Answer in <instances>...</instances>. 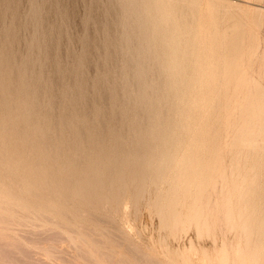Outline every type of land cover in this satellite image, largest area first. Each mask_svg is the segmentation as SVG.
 <instances>
[{
	"label": "bare ground",
	"instance_id": "bare-ground-1",
	"mask_svg": "<svg viewBox=\"0 0 264 264\" xmlns=\"http://www.w3.org/2000/svg\"><path fill=\"white\" fill-rule=\"evenodd\" d=\"M27 1H29L27 3L30 4L31 8L27 7L29 9L27 12L29 17H26L24 22L29 21L27 23L33 25V28L36 29L37 27L35 28V26H39V22L43 23V17L46 18V16L48 17L50 14V11H48L49 7L47 8L48 5L45 3L47 2L46 0L43 4L47 6L45 7L44 5L42 7H45L44 10L47 9L46 11H43L40 7L42 6L40 4L41 0ZM95 1H97L95 5L97 7L92 5V3H94L93 0L91 7L88 8L91 9L89 10L91 12L86 10V14L89 13L92 16L93 12V18L95 16V19H101L100 14L102 12L100 9H103L102 16H106L104 21L107 19V22L105 21L106 24L103 26H105L107 30L113 29L115 34H113L114 40L110 41L111 39L108 37V40L102 39L103 41L100 42L104 44V42L109 41L107 46L102 47H108V45L111 44V48H113V46L114 48H119V51L115 50L118 53L120 52L119 54H121V56L118 53L114 55L116 56L118 54L120 60L118 56H114L115 59L113 55L111 57L114 60L117 58L120 61L119 63L118 60H116L119 63V67L121 66L122 72L117 73V80L112 83V80L109 81L107 77L103 75L108 68H103V70H105L104 73L101 70L102 68H96L97 70L93 71L95 73L97 71L100 72L99 74L97 72L98 75H95L97 77L95 78L97 79V88L99 87L100 90L102 89L101 91L104 90L105 94L108 96L109 94L111 96L114 94V101H110L111 103L108 101L109 104H112V107L109 105L111 107V116H109L111 120L109 119V121L106 117L108 112L106 116L104 115L105 107L103 106L108 104L106 103L103 105L105 102L103 100V106L98 100L101 105L98 104L99 107H103L104 110L99 108L102 112H96V115L99 116L97 120L96 117L92 119L94 118V113H90L93 107H90V110H84V113L85 115L93 114L91 120L95 121L94 124L99 120L96 125L89 123L95 127L98 125L97 128L99 127V129L100 125H102V128L106 126L105 124L108 121L112 123V128H114L113 130L116 134L113 133L114 131H111L113 133L112 135L110 134L108 137L105 134V136H107L106 138H109L110 141L113 139L112 137L114 134L118 136L114 138L118 140H116L117 145L113 143V148L110 145V149L107 144V146L104 144L105 148L102 146L101 148L99 147L100 150L98 151L97 149L99 148L93 150L95 146L90 148L92 146L88 147V145L84 144L85 142L88 143V140L83 143L81 142L86 140L87 133L83 132L85 130L84 126L82 132H79L78 128L76 130L71 128L73 130L71 132H79L76 133V135L75 133L72 134V136L75 135L76 138H78L77 136L81 137L83 140L79 141L83 146L77 147L75 152L72 150L73 153L68 155L64 153V150L65 148L70 150L72 147L70 148L68 145V148L67 145H65V148H58L57 143H61L58 139L61 140V135L64 134L61 133V129L65 128L60 127L62 123L59 122L58 118L54 121V118L57 116H54L55 114L52 113L57 108L56 106V108L53 109L54 106L57 103L59 106V104L63 103V100H69V103L64 102V106L60 107V109L62 108L65 111L63 112L61 109L64 116H60V118H63L60 121L63 122L65 127L70 129V127L78 126L81 122L77 121L76 116H74L72 112L75 110L79 111V107L81 111L84 107H87L88 105L85 103L87 101L86 98L88 101L90 98H97L95 95L94 97L88 98L86 96H89V94L83 92L85 91L84 88H87L89 85V79L90 81L92 80L91 77L89 78L88 76V72L91 71L81 69L79 74H75L79 71L78 66H83L84 62H80L81 64L76 67L78 70L75 68V70H70V66L67 64L70 72L66 79L69 80V77H71L70 81L66 82H68V84L72 83L70 87H67L69 85L61 86V84H64H59V80L56 78L54 81V78L51 76L52 74L50 75L46 72L48 68L46 65L51 64L52 61L51 63L47 62L48 59L45 57L48 56L43 58L45 49L43 50L44 46L42 42L47 38L43 39L42 35L39 33L38 34L43 40L41 42L42 44H40L43 46V56H41V50L38 51L39 53H37V51L35 52L36 47L31 48V51L28 53L25 51L27 56L24 60L19 62L25 55L24 57L22 55V58L19 55V58H17V60L19 59L18 62L22 64V69H18L16 66L17 64L15 65L17 60L16 57L14 58L12 56V52H10L11 54L4 53L7 52L8 49H2L3 52L0 51V155H4L5 159H11L13 153L18 154V152H20L24 154L21 152L23 145L26 149V153L32 158L34 157L32 155L35 154L32 152L33 149H37L34 142L37 140L39 142L36 141L37 146L38 144L42 145L38 146L40 157L34 161L32 168L29 166L31 169L25 166L19 155H15L16 158L13 156L16 164H9L10 169L8 168L9 171L11 170L10 172L13 173L9 175H18L15 180L20 177L19 179H21V182L23 181L24 188L26 189L23 193H29L35 198L36 202H32L33 200L28 201L24 198L19 200V198L9 199L7 197H0V209L6 213L22 212V218L29 217L30 219L46 220L49 222V228L52 225V228L55 227V224L64 226L67 231L73 232L71 237L79 241L77 242L79 246H81V244L85 246L83 244L85 241L86 246L87 244L90 246V249L86 248L87 253L84 248L83 250L85 252L83 251L82 253L89 254L93 262L97 261L96 264H101V262L103 263L104 261V258H100V255H103L99 250L101 243L100 241L98 242L100 244L96 245V247L99 246L97 248L93 246L96 244V241L94 240L95 242L92 241L94 242L92 243L89 239L91 237L88 238L86 236L87 233L84 228V223L92 219V217L94 218V216L101 218L100 215L103 213H112L114 210L120 211V207H124L125 204L130 206L125 207L127 209L129 208L128 212L130 210H135L138 208L141 201H145L146 205L151 209L150 211L147 208V212L150 213L153 211V214H155L154 216H156V218L158 217L157 221L159 222H157V225L159 223L161 231L165 230L167 234H171L170 236L176 235L173 238H168V242L172 239L175 241L177 238L181 242H183L182 240L186 241L182 238H186V236L189 235L185 236L183 231L186 230L187 233H185L189 234L188 232L191 231L189 228L191 227H193L191 228L192 230H195V232H193L198 234L194 235L202 237H200V239H192V237H189V240L192 239L199 245L194 244L193 241L190 242L194 245L188 242L189 246L191 244L190 247H186L187 245H184V247L182 244V247L187 248L185 249L186 251H183V248L179 246L181 242L176 240L175 242L178 241L177 245L179 247L176 248V246H174L175 249L178 250L182 248L179 249L181 252H179V250L177 252L174 251L175 249H170L173 248L170 247V243H168V250L165 247L167 243L166 233L163 235L161 232L163 236L161 237L163 239L165 238V240H161L162 242H166L163 244L164 246L161 244L162 242L158 243L161 241H159L160 234H156L159 235L155 241H153L155 236L152 234L153 239L150 244H157L161 249L165 248L168 253L170 251L172 255L171 253H166L167 255H171V257L168 256L169 260L167 261L166 259H163L164 261L154 260L156 256H154V258L152 257L153 259L150 261L147 259L148 257H145L150 262L154 260L157 262H153L154 264H158V262H161V264H172V261L178 260L179 262L181 261L182 264H199L195 262L196 259H194L198 257L197 254H199L198 258L201 260L202 264H264V47L262 45L264 41L262 39V41L260 40L258 34V29L264 24L263 10L230 0ZM258 1L264 2V0ZM2 3H4V1ZM48 4L50 5V3ZM20 5L18 3L17 6L19 7ZM98 7H100V9ZM6 8L4 9L6 10ZM59 8L55 9V11ZM85 8L87 9V6ZM97 8L99 11H95ZM12 9L13 8H10V11ZM16 9L18 10L19 8L16 7ZM64 9L67 8L64 7ZM41 10L45 12L43 15L48 12L49 14L43 17L41 16L42 18L38 17L42 15ZM6 12L7 14L9 13L8 11ZM98 12L101 13L96 17L94 13L98 14ZM251 13L255 15L253 14L251 16ZM16 15L17 14H15V16ZM91 16L89 15L88 18ZM22 17L21 20H17L22 21ZM13 19L15 20V18ZM95 19L93 22L96 21ZM58 20L59 19H56V21ZM82 20L84 21L85 19L82 18ZM86 20L88 19L86 18ZM46 21H44L47 23L46 25L50 24L49 26H52L50 20H48L49 22ZM89 21L87 22L90 23ZM102 21L103 19L101 22L98 21V24L103 23ZM5 24L6 23H4V25ZM13 24H15V22ZM29 24H25V26L27 27L28 25V27H31ZM64 24L67 23L64 22ZM46 25H43L45 29L50 30L51 27L49 28L48 26L47 28ZM58 25L59 24H57V26ZM94 25L99 27L97 24ZM43 26L41 25L40 29ZM85 26L84 29L89 27ZM14 27H17V25ZM26 27L23 28V30L26 29ZM57 28H59V26ZM45 29H41L40 32ZM94 29L97 30L96 28ZM87 30L88 29H86V31ZM34 31L35 30L32 29L31 33L33 34ZM45 31H42V33L44 32L43 35H45V33L48 34ZM62 31H65L63 34L67 36V30L63 28ZM86 31L84 32L85 37L83 36L84 34L82 35L84 38H82V42L84 41L83 43L88 40L86 37L89 36V39H91V35L87 32L88 35ZM99 32H101V30ZM35 33L36 32H34V35ZM51 33L53 32L50 31V35ZM32 34L29 35L30 38L33 37L36 39ZM24 36H26L25 33ZM40 36L37 35L38 38H40ZM45 36L47 37V35ZM53 36L54 35H51L52 41H55L56 38L54 37V40ZM2 38L0 39L2 40ZM30 38H25L27 44L28 42L26 39L33 41ZM51 38L48 36L50 41ZM5 39L7 40V38ZM12 39H14V36ZM7 42L9 43V41ZM93 43L99 44L96 41H93ZM30 44L28 45L30 46ZM94 44H92L93 47L96 46H94ZM33 45L36 46L35 43ZM49 45L52 46V44ZM56 45L58 44L56 43L55 46ZM88 45H84V47ZM102 47H100L99 50H103ZM87 48L92 50L91 47H86L85 50H87ZM97 49L94 53L101 52H98ZM20 50L21 49L18 50L17 47L15 51L20 52ZM89 50L88 53H90ZM48 51L50 53L51 50L47 49L45 52L47 53ZM82 51L84 52V49ZM104 51L106 52V50ZM110 51L112 54L116 52H113V50H109V52ZM109 52H107L108 55L111 54ZM85 53L86 55L88 54L86 51ZM85 53H83V55H85ZM47 55L52 56L53 54L50 55L47 53ZM100 55L98 56L100 61H103V59L108 56L107 54H102L105 55V58H103L102 55ZM53 56H55V54ZM57 56L56 60L54 59L55 65L57 63L60 64V62L57 61L59 59ZM87 56H84L83 59L86 60L85 58H87ZM48 58L51 59V57ZM83 59L82 61H84ZM89 59H91V57ZM44 62L47 63L43 66ZM87 63H89V61H87ZM87 63L85 62V64ZM118 63H116V65ZM60 65H50L52 68L54 66V69H52L54 77H59L62 71L65 72L68 70L65 67L66 65H62V68L65 67V70L60 68ZM87 66L88 65H86V67ZM102 66H105V64ZM96 67L99 66L97 65ZM121 68L117 67L118 70ZM85 71L87 73H85ZM111 72L113 73V70ZM111 72L108 71L110 74ZM43 73L45 75L46 73L49 74V77H51V79L53 78V81L47 83V80L50 78L47 75L46 79ZM72 76H75V78L78 77L77 79H79V82L74 81L75 84H73L74 82L72 80L76 79H73ZM114 78L116 79V77ZM114 78L112 76V79ZM130 78H132V81ZM63 79H65V76H63ZM133 79L137 80L133 81ZM92 84L90 82L89 86H93V88H88H90V90L93 89L94 92L95 87ZM97 88L96 92L99 89ZM60 100L62 102H60ZM70 100H72V102H70ZM82 100H84L87 106H84V103L80 105ZM96 101L97 100L93 102ZM89 102L92 103L91 101ZM65 104L71 107H67ZM74 104L78 105V109H76V106L73 108L72 105ZM91 105L92 104H90V106ZM65 106L66 109H64ZM82 106L83 108H81ZM109 106L107 108H109ZM94 109L95 108H93V110ZM96 109L98 111L97 107ZM58 111L59 108L57 112ZM61 111H59V113H61ZM78 111L75 112L78 113ZM62 113L61 115H63ZM51 115L54 117H51ZM59 115L60 114H58V116ZM72 116H74L73 119ZM49 117L53 118L52 121H50ZM103 117H106L105 119H107V121H105V124H100V122L103 123V120H105ZM45 120L46 123H49L50 127H45V125H48L43 124ZM81 123L83 124L84 122ZM91 126L87 124L86 128L92 130ZM44 127L49 130L47 129L48 131H45ZM104 129L106 130L108 128L104 127ZM118 129L120 132L117 131ZM53 130L55 132H57V130L58 132L59 130L61 131L60 134H54ZM67 134H64L65 136L63 135L62 139L66 137ZM39 135L42 137L39 138ZM54 135H60V137ZM89 136H91V134ZM110 136L112 139H110ZM68 137L70 136L66 138ZM75 137L69 140H74ZM66 138L63 140L68 141V139L65 140ZM106 138L104 141L103 136L100 135L98 140H100L101 143L107 141L109 144L110 141L106 140ZM93 139L96 141L94 137ZM40 140L42 141L41 144ZM64 141H62V146H64ZM114 141L115 140H112V142ZM75 142H78L77 139L74 143ZM67 143L68 142L65 144ZM60 145L61 144H59V146ZM107 147L109 148L108 150ZM72 154H75V156L72 157ZM5 159L4 162L7 161ZM1 160L2 159H0V163ZM4 164L2 163L3 166H0V168L5 169L6 167L3 168L5 166ZM1 171L8 173L7 169ZM3 172H1V174ZM19 173H21V176H19ZM2 175L0 177H2ZM3 177L2 179L0 178L1 184L3 179L4 183L6 182ZM5 177L7 179L6 175ZM19 179L18 182L20 181ZM24 188L23 190H25ZM141 206L145 205L143 204ZM122 210L123 209H121V211ZM124 210L123 212H125ZM144 210L146 211V209ZM128 212L125 213L130 215L133 211H130V213ZM139 212L141 213V211L137 212V210H135L133 214L137 213L138 215L140 214ZM3 214L5 213H0L1 218L5 217ZM53 215L58 216L61 221L54 219ZM150 216H152V214ZM10 217L12 218V216ZM129 217L132 221H135L131 216ZM133 217L137 221V218L135 216ZM105 219H107V217ZM14 220L15 219L12 221ZM4 228L5 227L2 229ZM93 229L97 230V227H93ZM223 230L224 233L222 232ZM64 232L66 233L65 230ZM72 232H70V234ZM157 232H160V230ZM178 233H181L184 237L180 238L181 236L178 235L181 234ZM203 234H205V236H213L214 241L215 238H218L216 236H219L221 238L219 242L220 245L214 247L210 244L211 247L215 248L213 251H211V248H207L209 245L206 246L207 250L203 249V247L205 248V245L202 247V240L204 239ZM227 234L230 236L228 240L226 239L229 238ZM103 236L104 235H102V237ZM208 236L206 238H210ZM75 240L73 243H75ZM153 242L157 243L153 244ZM201 242L202 244L200 245ZM171 243L173 242L171 241ZM195 245L201 246L202 249L198 250V246L195 248ZM151 248L154 250L152 252L155 253H158L157 250L160 249H154L155 246L150 247V249ZM161 249L160 252L165 254V250L162 249V252ZM132 250L135 249L133 248ZM141 252L143 253V251ZM155 253L153 254L156 255ZM151 255L152 254H150L149 257ZM160 256L161 259L163 256L166 257V255L163 254ZM143 259L144 258H142V260ZM199 260L197 259L198 262ZM147 264L151 263L147 261Z\"/></svg>",
	"mask_w": 264,
	"mask_h": 264
},
{
	"label": "rangeland",
	"instance_id": "rangeland-1",
	"mask_svg": "<svg viewBox=\"0 0 264 264\" xmlns=\"http://www.w3.org/2000/svg\"><path fill=\"white\" fill-rule=\"evenodd\" d=\"M4 1V3H2ZM0 0V38H2V40L0 39V51H2L3 52V50L2 49H4V50H7V52H4V53H10V52H12V56L15 58L16 57V60H17V58H19V55L21 56V58H22V55H23V57H24V55H25V57L23 58V59H21V60H19V62H21L22 60H24L25 58H26V56H27V54H26V52L28 53L29 51H31V48H35L36 47V50L35 49H33V50H35V52L37 51V53H39L38 51H40V53H41V56H43V54H42V52H43V50H44V56H43V58L45 57V56H48V57H51V59L50 58H48V57H45V58H47L48 59V63L50 62L51 63V61H52V63L51 64H48V65H46V63L44 62L43 63V66L44 65H46V66H48V68H47V70H46V72L47 73H49L53 78V80L55 81L56 79H58L59 80V84L60 83H63L64 85H62L61 84V86H67V85H69V86H67V87H70V85H72V83L70 84H68V82H66V81H70V77H69V80H67L66 79V77L69 75V69H68V67L70 68V70H72V69H77L76 67L78 66V65H80L81 63L80 62H84V65H85V67H84V65L82 66H78V68H79V71H77L75 74H79L80 73V70L81 69H84V70H86L87 69V71H91L92 72V74H91V72H88L89 74H88V76H89V78L91 77V81H90V79H89V85H90V82H91V84L92 83H94V84H92V85H94V92H93V89H91L90 90V88H93V86H89L88 84V87H90V88H88L87 86V88H84V90L85 91H83L84 93H86V94H89V96H86V97H88V98H90V97H94V95L97 97V98H90L89 99V101H91L92 103H90L89 101H88V99L86 98V100H85V98H84V100L86 101L85 103L88 105H86L85 103H84V100H82V103L80 104V105H82L83 103V105L84 106H87V107H84L83 108V106L81 107V108H83V110L81 111L80 110V107H79V111L78 110H75V109H73L75 106L77 107L76 109H78V105H72L73 106V110H75L76 112L78 111V113H76L75 111H73L72 112V114L74 115V116H76V118H77V121L78 122H84L83 124L81 123H79V125L78 126H73V127H70V129L72 128V129H77L78 128V130H79V132L81 131H83L82 129L84 128V126H85V130L83 131V132H85V133H87L86 134V140H84V141H81V140H83L81 137H79V136H77L78 138H76L75 137V135H76V133H79L78 131L77 132H71V131H73L72 129L70 130V129H68L67 127H65V125L63 124V122L62 121H60V120H62L63 118H60V116L61 117H63L64 116V114L62 113V111L63 112H65L62 108V111H61V109H60V107H63L64 106V102L65 103H69V100L67 101V100H63V103H61L62 104V106H61V104H59V106H58V103L54 106V108L53 109H55L56 108V106H57V108L55 109V111L54 112H52V113H54V114H52V115H54V116H58V114H60L58 117L56 116V118H54V121H55V119L57 120V118H58V120H59V122H61L62 123V125H60V127L61 128H65V129H61V128H59V129H61L62 130V132L61 133H64V134H67V133H69V132H71L70 134H67V136H72V134H74L75 133V135L74 136H72V137H75V139L74 140H69V139H71L70 137H68V138H66V137H63V139L64 138H66L65 140H67L68 139V141H64L63 139H62V136L64 135V134H62L61 135V140L60 139H58V138H56V139H58L59 141H61V143H57L58 144V148H60V147H63V148H65L66 146L65 145H67V147H68V145H69V147L71 148L70 150L69 149H67V148H65V150H64V153L66 154V155H68V154H70V153H73V151L72 150H74V152H75V150H76V148L77 147H81V145H82V143L83 142H85V141H89L88 143L87 142H85L84 144H86V145H88V147H90V146H92V147H90V148H93L94 146H95V148H93V150L94 149H97V148H101L102 146L105 148V146H109V148L111 149V147L114 145L113 143H115V145H117V142H116V140L117 139H114L115 137H118V136H115V131L113 130L114 128H112L113 127V124L112 123H109V121L111 120L110 119V117L109 116H111V110H110V108L112 107V104H109V102L110 101H114V94L111 96L110 94H109V96L108 95H106L105 94V92H104V90L103 91H101L100 90V88L98 89L97 88V79H95V78H97L95 75H98L100 72L99 71H97L98 72V74H97V72L95 73V72H93V71H96L97 69L96 68H99V69H101L102 71H103V73L105 72V70H103V68L105 67V69H107V71L103 74L105 77H107V79L110 81V80H112L111 82L112 83H114L116 80H117V73H121L122 72V68H121V66L119 67V63H120V57L118 56V54L120 53H118L117 51H119V48H114V46H113V48H111L112 46H111V44L110 45H108V47H102V46H107V44L109 43V41L108 42H104V44H103V42H100V41H103L104 39H106V40H108V37H109V39H111L110 41H112V40H114V36H113V34H115L114 33V30L112 29V30H107V28L105 27V26H103V25H105L106 24V22H107V19L104 21V18L106 17L105 15L104 16H102V13H103V9L101 10L100 9V7H98L99 9H100V11L102 12H98V14H95L96 12L95 11H99V9L97 8V10H95L94 12V15H96V17H98L99 16V14H100V18L101 19H95V16H94V18L92 17L93 16V12H92V16H91V14H86L87 13V11L86 10H88V12H91V11H89V10H91V9H88V8H90L91 7V3H92V1L93 0H91V1H88V0H46L47 2H45V0H41V2H40V4L42 5V6H40L41 7V9L43 10V11H46V10H44L45 9V7L47 6V8H48V11H50V14H49V12L47 13V14H49L48 15V17L46 16L47 14H44L45 16H46V18L45 17H43L44 15H43V13H45V12H43L42 10H41V14L42 15H40V13H39V15L40 16H38V17H43L44 18V21H46V22H49L48 20H50V22H51V25L52 26H49L50 24H48V25H46L47 23H45L44 21H43V23L42 22H39V26H35V28L36 29H34L33 27V25H31V24H29V23H27V22H29V21H25L24 22V20H26V17H29V15L27 14V12L29 11V9L27 8V7H29V8H31L30 7V4L29 3H27V2H29V1H27V0H8L9 1V4H8V1L6 0ZM10 1H12V2H10ZM43 1V2H42ZM100 1V0H99ZM105 1V0H104ZM230 1H233V2H237V3H241V4H245V5H249V6H251V7H253V8H258V9H262L263 10V12H264V2H262V1H258V0H230ZM17 2V3H16ZM46 3V4H43V3ZM89 2V3H88ZM96 2L97 1H95L94 0V3H92V5L93 6H95L96 5ZM100 2H102V0L100 1ZM16 3V4H15ZM18 3H19V7L17 6L18 5ZM23 3V4H22ZM48 3H50V5L48 4ZM51 3H53V4H51ZM88 5H90V6H88ZM8 4V5H7ZM13 4V5H12ZM10 5V6H9ZM11 5H12V7H11ZM45 5V7L44 8H42L43 6ZM53 5H55V6H53ZM2 6V7H1ZM52 6V7H51ZM87 6V9L85 8ZM7 7V8H6ZM16 7L17 8H19L18 10L16 9ZM39 7V8H40ZM54 7V8H53ZM63 8V9H58V10H56L55 11V9H57V8ZM64 7L65 8H67V9H64ZM95 7H97V6H95ZM4 8H6V10L4 9ZM10 8H13L11 11H10ZM21 8V9H20ZM26 8V9H25ZM53 8V9H52ZM102 8V7H101ZM16 9V10H15ZM51 9V10H50ZM4 10H5V12H4ZM14 10H15V12H18V13H15L14 12ZM27 10V11H26ZM63 12H62V11ZM6 11H10L8 14H7V12ZM57 11H59V12H57ZM4 12V13H3ZM24 12H25V15H24ZM68 12V13H67ZM6 13V14H5ZM12 15H11V14ZM22 13V14H21ZM59 13V14H58ZM61 13V14H60ZM63 13V14H62ZM5 14V15H4ZM15 14H17L18 16H19V14H20V16L18 17L17 15V17L15 16ZM54 14V15H53ZM254 13H251L250 15L252 16ZM264 14V13H263ZM8 15V16H7ZM28 15V16H27ZM85 15V16H84ZM91 16V17H89L88 18V16ZM98 15V16H97ZM255 15V14H254ZM13 16H15V17H13ZM23 16V17H22ZM33 16V15H32ZM87 16V17H86ZM21 17H22V21H20L21 20ZM34 17V16H33ZM41 17V18H42ZM60 17H62V18H60ZM103 17V18H102ZM13 18H15V20L13 19ZM64 18H65V20H64ZM82 18L83 19H85L84 21L82 20ZM86 18L88 19V20H86ZM91 18V19H90ZM92 18H93V20H92ZM108 18V17H107ZM110 18V17H109ZM3 19H5V20H3ZM17 19H20V20H17ZM54 21H53V20ZM56 19H59L58 21H56ZM94 19L97 21H100L101 22V20L103 19V23H100V24H98V21L95 23V22H93L94 21ZM263 19H264V15H263ZM14 20V21H13ZM41 20H43V19H41ZM63 20V21H62ZM90 20V21H89ZM13 21V22H12ZM55 22V23H53V22ZM87 21H89L90 23H88ZM15 22V24H13ZM64 22L65 23H67V24H69V25H67V24H64ZM105 22V23H104ZM4 23H6L5 25H4ZM9 23V24H8ZM18 23V24H17ZM29 24L31 27H28V25H27V27L25 26V24ZM263 23H264V20H263ZM57 24H59L58 26H59V28H57L58 26H57ZM94 24H97V26H99V27H96ZM11 25H12V27H11ZM17 25V27H14V26H16ZM23 25H24V27H23ZM47 26V28H48V26H49V28L51 27V29L50 30H48V29H45V27L43 28V27H41V29H45V30H42V31H45V32H47L48 34H46L45 33V35H47V37L45 36V35H43V33H42V31L40 32V26ZM86 25V26H89V27H87L86 29H90L89 30V32H88V30L86 31V29H84V26ZM93 25V26H92ZM10 26V27H9ZM85 26V27H86ZM4 27H5V29H4ZM13 27H14V29H13ZM21 27H23V28H25L26 27V29H24L23 30V28H21ZM7 28V29H6ZM19 30H18V29ZM52 28H53V30H52ZM65 29V30H67L66 32H68L67 33V36L66 35H64L63 33H65V31H62V29ZM94 28H96L97 30H95ZM32 29L33 30H35L34 32H36L35 33V35H34V32H33V34L31 33V31H32ZM40 29V30H39ZM101 30V32H99L100 30ZM2 30V31H1ZM5 30V31H4ZM37 30V31H36ZM15 31V32H14ZM22 31V32H21ZM50 31L51 32H53V33H51V35H54L53 36V39L55 40V38H56V40L55 41H52V38H51V35H50ZM55 31V32H54ZM60 33H59V32ZM86 31V33L88 32L91 36V39H89V34L88 35H86V36H88V37H86L88 40H86V42L85 43H83L82 42V40L84 39L83 38V36L85 37V32ZM2 32V33H1ZM6 32V33H5ZM9 32H10V34H9ZM13 32V33H12ZM21 32V33H20ZM91 32V33H90ZM107 32V33H106ZM111 32V33H110ZM261 32V33H260ZM5 33V34H4ZM17 33V34H16ZM24 33H25V35L26 36H24ZM30 33V34H29ZM42 35V37H43V39L45 38H47L46 40H42V37L39 35ZM55 33V34H54ZM4 34V35H3ZM21 34H23V35H21ZM28 34V35H27ZM32 34V36H34V37H36V39H34L33 37L32 38H30V36L29 35H31ZM84 34V35H83ZM258 34H259V38H260V40L262 39L263 41H264V24H263V26H261L259 29H258ZM261 34V35H260ZM3 35V36H2ZM37 35L38 36H40V38H38L37 37ZM83 35V36H82ZM4 36H5V38H7V40L4 38ZM12 36V37H11ZM13 36H14V39H12L13 38ZM24 36V37H23ZM29 36V37H28ZM48 36H49V38H51V41L48 39ZM9 37V38H8ZM55 37V38H54ZM64 37V38H63ZM25 38H30L31 40H37L36 42L38 43H36L35 41H34V43L36 44V46L35 45H33L34 43H33V41H30V40H28V39H26L27 40V42H28V44H30V43H33V44H30V46L26 43V41H25ZM83 38V39H82ZM113 38V39H112ZM16 39H20V40H16ZM21 39H22V41H21ZM57 39H59V40H57ZM103 39V40H102ZM5 40V41H4ZM39 40H41V41H39ZM47 40H49V41H47ZM96 41L97 43H99V44H94L93 43V41ZM261 40V41H262ZM7 41H9V43L7 42ZM29 41H30V43H29ZM43 41V42H42ZM25 43V45H24V43ZM40 42V43H39ZM43 44H42V43ZM51 42V43H50ZM59 42V43H58ZM22 43V44H21ZM54 43V44H53ZM58 44V45H60V46H58V45H56L55 46V44ZM105 43H106V45H105ZM21 46H20V45ZM40 44H42V45H40ZM49 44H52V46L51 45H49ZM88 45V46H85L84 47V45ZM92 44H94V46L96 45H98L99 46V48H98V46L96 47H93V45ZM2 45H4V46H2ZM14 47H13V46ZM17 45H19V46H17ZM37 45H39V46H41V47H39V46H37ZM262 45H263V47H264V42L262 43ZM11 46V47H10ZM51 46V47H50ZM110 46V47H109ZM18 47V50L19 49H21L20 50V52L19 51H15L16 50V48ZM26 47H27V49H26ZM37 47H39V48H37ZM42 47H43V50H42ZM47 47V48H46ZM53 47V48H52ZM86 47H91V49L92 50H89V48H87V50H85L86 49ZM100 47H102L103 48V50L101 49V50H99L100 49ZM6 48V49H5ZM15 48V49H14ZM95 48V49H94ZM98 48V49H97ZM107 48V49H106ZM109 48V49H108ZM28 49H30V50H28ZM51 50V51H56L55 53L54 52H51L50 51V53H49V51L47 52L48 54H50V55H54L55 54V56H49V55H47V53L45 52L46 50ZM54 49V50H53ZM61 49V50H60ZM67 49V50H66ZM84 49V52L82 51ZM96 49L98 50V52L99 51H101L100 53H94V51H96ZM117 51H116V50ZM88 50H89V52L90 53H88ZM104 50H106V52L104 51ZM109 50H113V52L114 51H116V52H114L113 54H112V52L110 51L109 52ZM9 51V52H8ZM15 51V52H14ZM26 51V52H25ZM73 51V52H72ZM76 51V52H75ZM85 51L89 54H87L86 55V53H85ZM93 51V52H92ZM102 51H103V53H102ZM17 52V53H16ZM22 52H23V54H22ZM107 52H109V53H111V54H109L108 55V53ZM15 53V54H14ZM20 53V54H19ZM58 53V54H57ZM73 53V54H72ZM83 53H85V55H83ZM91 53H93V54H91ZM116 53H118L116 56H118L119 57V60L116 58V60H118V62L116 61V60H114L115 59V55L114 54H116ZM11 54V53H10ZM14 54V55H13ZM60 54V55H59ZM97 54H107L108 56H106V58H105V55H102V57L103 58H105V59H103L102 57V59H103V61L101 62L100 60H99V58H98V56L99 55H97ZM17 55V56H16ZM58 55V56H57ZM67 55V56H66ZM74 55V56H73ZM100 55V56H101ZM113 55V58L114 59H112V56ZM120 56H121V54H119ZM56 56H57V58H59L57 61L58 62H60V64H62V65H66L65 67H66V69H68L67 71H65V72H63L62 71V74L59 76V77H54V72L52 71V69H54V66H58V65H60V64H58L57 63V61H56V65H55V61H54V59L56 60ZM73 56V57H72ZM84 56H87V58H85L86 60L87 59H89L90 57H91V59H89V60H87V61H89V63H87V61L86 60H84L83 58H84ZM115 56V57H114ZM82 57V58H81ZM109 57V58H108ZM42 58V59H43ZM100 58V59H101ZM63 59V60H62ZM67 59V60H66ZM82 59L84 60V61H82ZM106 59H108V60H106ZM18 60L15 62V65L17 66V68L19 69V68H21V66H22V64L21 63H19L18 62ZM44 60V59H43ZM63 61V62H61V61ZM71 60V61H70ZM74 60V61H73ZM94 60V61H93ZM99 60V61H98ZM105 60V61H104ZM113 62H112V61ZM46 61V60H45ZM79 61V62H78ZM107 61V62H106ZM116 61V62H115ZM74 62H76V63H74ZM85 62L87 63V64H85ZM106 62V63H105ZM109 62V63H108ZM79 63V64H78ZM114 63V64H113ZM116 63H118L117 65H116ZM21 64V65H20ZM54 64V66H53V68L52 67H50V65H53ZM69 66H68V65ZM75 64V65H74ZM105 64V66H102V65H104ZM62 65H60L59 67L60 68H62ZM71 65H72V67H71ZM86 65H88L87 67H86ZM99 66V67H96V66ZM75 66V67H74ZM101 66V67H100ZM64 67V68H65ZM81 67V68H80ZM114 67V68H113ZM116 67V68H115ZM117 67L118 68H121V69H117ZM45 68V69H46ZM49 68H50V71H49ZM64 68H62L63 70H65ZM90 68V69H89ZM92 68V69H91ZM22 69V68H21ZM74 69V70H75ZM94 69V70H93ZM98 69V70H99ZM109 69H111V70H109ZM6 70V69H5ZM78 70V69H77ZM100 70V71H101ZM113 70V73L111 72ZM119 72H118V71ZM52 71V72H51ZM102 71H101V73H102ZM108 71H110L111 72V74L110 73H108ZM45 72V71H44ZM46 73V75L43 73V76L46 78V76L48 75V77H49V74H47ZM85 73H87L86 71H85ZM94 73V74H93ZM108 75H109V77H108ZM63 76H65V79H63ZM94 76V77H93ZM112 76H113V78L114 77H116V79L114 80V79H112ZM44 78V79H45ZM50 79H48L47 80V83L48 82H51V81H53L52 79H51V77H49ZM56 78V79H55ZM62 78V79H61ZM72 78L73 79H76V80H78V81H76V80H72ZM72 78H71V80L74 82H79V79H77V78H75V76H72ZM110 78V79H109ZM47 79V78H46ZM131 79V81H132V78H130ZM129 79V80H130ZM57 80V81H58ZM65 82H64V81ZM106 80V79H105ZM107 80V81H108ZM134 80H137V79H133V81ZM71 81V82H72ZM108 81V82H109ZM75 82L73 83V84H75ZM110 82V83H111ZM111 83V84H112ZM77 84V83H76ZM96 88L98 89L97 90V92H96ZM90 90V91H89ZM99 90H100V92H99ZM90 92H93V93H90ZM96 92V93H95ZM103 92V93H102ZM91 94V95H90ZM99 96V97H98ZM82 98V99H83ZM98 98H100V99H98ZM93 101H95V100H97L96 102H93ZM62 100V99H61ZM60 100V102H62ZM98 100L101 102V105H102V100L103 101H105L104 102V104L103 105H105L106 103L108 104V105H106V106H103V107H105V110H106V112H105V110L103 109V107H99V105H100V102H98ZM107 100V101H106ZM67 101V102H66ZM109 101V102H108ZM70 102H72V100H70ZM94 103H96L97 104V106H96V104H94ZM111 103V102H110ZM113 103V102H112ZM90 104H92L91 106H90ZM99 104V105H98ZM65 105H67V104H65ZM79 105V106H80ZM100 105V106H101ZM111 107H110V106ZM122 105V104H121ZM71 107L70 105H67V107ZM94 106H96L97 108H98V111H97V109H96V107H94ZM109 106V108H107ZM123 106V105H122ZM90 107H93V108H95L94 110H93V108L91 109ZM58 108H59V111H61V113L63 114V115H61V113H59V111L57 112V110H58ZM86 108V109H85ZM91 109V112L90 113H94V118H92L93 116V114H91V115H88L87 114V111H86V114L87 115H85V111L84 110H87V109ZM103 109L104 110V115L106 116V113L108 112V114H107V119L109 120L107 123H109V124H107L105 121H107V119H105L104 117H103V119H105V120H103V123H101L100 122V124H105L106 126H103V128L101 127L102 125H100V129H99V127L97 128V126L95 127V126H93L92 124H89V123H95V121L94 120H91V118L92 119H95V117H96V120L98 119V117L99 116H97L96 115V112L97 113H100V112H102L100 109ZM107 108V109H106ZM64 109H66V106L64 107ZM68 109V108H67ZM89 109V110H90ZM109 109V110H108ZM69 110H71V109H69ZM88 110V111H89ZM96 110V111H95ZM108 110V111H107ZM72 111V110H71ZM100 111V112H99ZM42 113H43V110H42ZM89 113V112H88ZM89 113V114H90ZM44 114V113H43ZM42 114V115H43ZM102 114V113H101ZM51 115V117H54V116H52ZM98 115H100V114H98ZM103 115V114H102ZM74 116H72V119L74 118ZM81 116V117H80ZM90 116V117H89ZM79 117V118H78ZM41 118V117H40ZM50 118V117H49ZM42 119V118H41ZM52 119L53 118H50V121H52ZM80 119V120H79ZM91 121H90V120ZM47 120H48V118H47ZM49 121V122H50ZM90 121V122H89ZM99 121V120H98ZM98 121H96L97 123H98ZM51 123V122H50ZM85 123H87L88 124V126H91V128H92V130L90 129H88V128H86L87 127V124H85ZM96 123V124H97ZM43 124H48V125H45V127H50L49 126V123H46V120H45V122L43 123ZM96 124H94V125H96ZM110 124H111V126H110ZM82 125H83V127H82ZM110 126V127H108V126ZM45 127H44V129H45ZM82 127V128H81ZM96 129H95V128ZM104 127L105 128H108V129H104ZM66 128H67V130H66ZM116 128V127H115ZM48 128H46L45 129V131L47 130ZM81 129V130H80ZM49 130V129H48ZM47 130V131H48ZM61 130H59V132H58V130H57V132H55L54 130V134H60V131ZM66 130V131H65ZM69 130V131H68ZM94 130V131H93ZM108 130V131H107ZM65 131V132H64ZM86 131H88V132H86ZM90 131V132H89ZM105 131H106V133H105ZM111 131H114L113 133H115L114 134V136L111 138V136H110V139H112V140H115L114 142H112V140L110 141L109 140V138H106L108 135H112L113 133L111 132ZM118 132H120V130L118 129L117 130ZM104 132V133H103ZM111 132V133H110ZM91 134V136H89V135ZM105 134L107 135V136H105ZM100 135H102L103 136V140L105 141V138H106V140H109L110 142H112V143H110L109 142V144H108V142L106 141V142H104L103 141V143H101L100 142V140H98V137L100 136ZM54 136H56V135H54ZM65 136V135H64ZM42 136H40L39 135V138H41ZM56 137H60V135H58V136H56ZM93 137L96 139V141L93 139ZM109 137V136H108ZM33 138H36V137H33ZM37 139H38V137H37ZM43 139V138H42ZM41 139V140H42ZM76 139H77V143L75 142L74 143V141H76ZM92 139V140H91ZM33 140H35V139H33ZM39 140V139H38ZM40 140V144H41V141ZM58 140H56L57 142H59ZM82 142H80V141ZM37 141V140H36ZM34 142L35 143V145H36V148L37 149H33V154L34 155H32V154H30V155H32V156H34V157H32L31 158V156L29 157V154L28 153H26V149L23 147V145H22V153H24V154H21L20 152H18V154H15V153H13L12 155H11V159H5V157H4V155H0V159H2L1 160V167L3 166L2 165V163L5 165L3 168H5V169H2V168H0L1 170H8V173L7 172H3V171H1L0 170V176L3 174L4 175V177H3V175H2V177L3 178H5V183H4V179L2 180V184L0 185V197H7V198H9V199H16V198H19V200H22V198H24V199H26V200H28V201H31V200H33L32 202H36V200H35V198L34 197H32L29 193H23V191H26V189L24 188V185H23V181L21 182V179H19L20 177H18L17 178V180H15L16 179V177L18 176H12V175H9V174H11L12 172H10L9 171V166L10 165H12V163L15 165L16 164V162H15V158H16V156L15 155H19L21 158H22V161H23V163L25 164V166L26 167H28V168H30L29 166H31V168H32V166L34 165L33 163H34V161H36L39 157H40V150H39V147L38 146H41V145H39L38 144V146H37V142ZM44 141V140H43ZM62 141H64L65 143L66 142H68L67 144H65L64 143V146H62L63 144H62ZM70 141H73V142H70ZM118 141V140H117ZM22 142H23V139H22ZM33 143V144H34ZM39 143V142H38ZM23 144V143H22ZM44 144V143H43ZM59 144H61L60 146H59ZM80 144V145H79ZM104 144H105V146H104ZM107 144V145H106ZM110 145H111V147H110ZM31 146H33V145H31ZM83 146V145H82ZM68 147V148H69ZM114 147H116V146H114ZM35 148V147H34ZM90 148H88V149H90ZM100 148L99 149H97V151L98 150H100ZM108 147H107V150L109 149ZM113 148V147H112ZM23 149H25V150H23ZM96 151V150H95ZM17 153V152H16ZM22 156H21V155ZM25 154H27V155H25ZM39 154V155H38ZM2 156V157H1ZM15 158H14V157ZM75 156V154H72V157H74ZM4 157V158H3ZM28 158V159H27ZM4 159L5 160H7V161H5L4 162ZM24 159V160H23ZM32 159H33V161H32ZM8 160H9V162H11V163H9L8 162ZM11 160V161H10ZM26 160V161H25ZM29 161V163H28V161ZM3 161V162H2ZM8 162V163H7ZM27 162V163H26ZM10 164V165H9ZM28 165V166H27ZM8 166V167H7ZM9 168V169H8ZM30 168V169H31ZM1 172H3L2 174H1ZM13 174V173H12ZM5 175L7 176V179H6V177H5ZM16 175V174H15ZM9 176V177H8ZM19 176H21V173H19ZM2 177H0L1 179H2ZM18 179L20 180L19 182H18ZM9 180V181H8ZM1 182V181H0ZM9 183H10V185H9ZM14 183H15V185H14ZM13 184V185H12ZM14 186V187H13ZM20 187H23L25 190H23V188H20ZM21 190H22V193H21ZM19 193H21V194H19ZM26 194H28V195H26ZM2 195H4V196H2ZM30 198V199H29ZM142 202V201H141ZM140 202V204H139V206H138V208H136L135 210H137V212L138 211H141V213L140 214H138V215H140V216H138L137 215V213H135V214H133L134 213V211L135 210H130V211H133V212H131L130 213V211L128 212V210H129V208L127 209V208H125L126 206L127 207H130L128 204H125V206L124 207H120V211H117V210H114L112 213H103L102 215H100L101 216V218H97L96 216H94V218L92 217V219H89L88 221H86V223H84V228H85V230H86V233H87V235L84 233V232H82V233H84L88 238L89 237H91V238H89L90 240H91V242L92 241H94L96 244H94L93 246L94 247H96V245H98V244H100V247L99 246H97V247H99V250L101 251V253H103V255L100 253V251L97 249V251L102 255H100V258L102 257V259L104 258V261H103V263L101 262V264H142L143 262V264H147V261H148V263H151V264H154L153 262H156V261H154V260H157V261H159V260H161V261H164L165 259H166V261L167 260H169V258H168V256L169 257H171V255H172V253L169 251V253H171V255H167L166 253H168V243H170L169 245H170V247H173V248H170L171 250L172 249H175V247L174 246H176V248L177 247H182L181 245L183 244V246L184 245H187L186 247H190L191 246V244L192 245H194V244H198V243H196L194 240H192V239H195V238H197V239H200V237L199 236H197L198 234L197 233H194L195 232V230H192L191 228H193V227H191V228H189V230H191L190 232H192V233H190V232H188L189 234H186L187 232H186V230L185 231H183V234H185V236L186 235H189V236H186V238L181 234V233H178V234H181V235H178V236H181L180 238H182V237H184V238H182V239H185L186 241H184V240H182L183 242H181V241H179L178 240V238L177 239H175V241L176 240H178L179 242H181V243H179V246L177 245V242H175V241H173L174 239H172L171 241L173 242V243H171V241L170 242H168L169 241V239L168 238H173V237H175L176 235H172V236H170L171 234H167L166 232H165V230L164 231H161V228H160V225H159V223H158V225H157V222H159V221H157L158 220V217L156 218V216H154L155 214H153L154 212L152 211V212H147V208L149 209V207L146 205V203H145V201H143L142 203ZM145 205V206H147V207H145V206H141V205ZM40 206V205H39ZM41 207V206H40ZM144 207V208H143ZM42 208V207H41ZM134 208V207H133ZM121 209H125L124 211L127 213H130V215L129 214H126L125 212H123V210L121 211ZM131 209H132V207H131ZM144 209H146V211L144 210ZM150 211H151V209H149ZM118 212V213H116V212ZM0 213H5V214H3V215H5V217H0V264H96V262L97 261H92L91 259H90V256H89V254H83L82 252L84 251L83 250V248L86 250V253H87V249L89 248L90 249V246H88V244H87V246H86V241H85V243H83L85 246H83L81 243V246H79L78 244H77V242H79V241H76L75 239H73L72 237H71V235L73 234V232L72 231H67L66 229H65V227L64 226H61V225H57V224H55L54 226L55 227H53L52 228V226L49 228V226H48V224H49V222H47L46 220H36V219H30L29 217H25V218H22V212H9V213H6L5 211H3V210H1L0 209ZM12 213V214H11ZM125 213V214H124ZM15 214V215H14ZM108 214H109V216H108ZM121 214H122V216H121ZM152 214V216H150ZM7 215H9V216H7ZM21 215V216H20ZM106 215V216H105ZM10 216H12V218L10 217ZM13 216H14V218H13ZM52 216V215H51ZM129 216H131L132 218H133V220H135V221H132L131 220V218L129 217ZM133 216H135L136 218H137V221H136V219L133 217ZM8 217V218H7ZM107 217V219H105ZM112 217V218H111ZM53 218L54 219H56V220H60L61 221V219L58 217V216H55V215H53ZM104 218V219H103ZM139 218V219H138ZM3 219V220H2ZM13 219H15L14 221H12ZM127 219H128V221H127ZM155 219V220H154ZM107 220H109V221H107ZM113 220V221H112ZM131 222H130V221ZM26 221V222H25ZM31 221V222H30ZM100 221H101V223H100ZM90 222V223H89ZM117 222V223H116ZM133 222V223H132ZM140 222V223H139ZM41 223V224H40ZM44 223V224H43ZM104 223V224H103ZM136 223V224H135ZM18 224V225H17ZM89 224V225H88ZM100 224V225H99ZM110 224V225H109ZM131 224V225H130ZM40 225V226H39ZM91 225V226H90ZM94 225H96V226H94ZM104 225V226H103ZM115 225V226H114ZM15 226V227H14ZM101 226V227H100ZM123 226V227H122ZM142 226H144V227H142ZM157 226H159V227H157ZM3 227H5V228H7V229H5V232H4V229H2ZM93 227H97V230H94V229H96V228H94L93 229ZM118 227V228H117ZM59 228H61L62 229V231H61V229H59ZM92 228V229H91ZM120 228H122V229H120ZM143 228V229H142ZM153 228V229H152ZM156 228V229H155ZM159 228V229H158ZM58 229H59V231L61 232H59L58 231ZM91 229V230H90ZM120 229V230H119ZM56 230V231H55ZM64 230L66 231V233L64 232ZM117 230V231H116ZM134 230H135V232H134ZM137 230V231H136ZM140 230V231H139ZM159 231L160 230V232H157V231ZM163 230V229H162ZM189 230H187V231H189ZM96 231V232H95ZM194 231V232H193ZM70 232H72L71 234H70ZM94 232V233H93ZM102 232V233H101ZM107 232V233H106ZM109 232V233H108ZM121 232H123V233H121ZM125 232V233H124ZM137 232V233H136ZM155 232V233H154ZM163 233V235L165 234V236H166V242L164 241V242H162V240L161 239H163L162 237V233ZM186 232V233H185ZM223 233H224V230L222 231ZM69 233V234H68ZM96 233V234H95ZM105 233V234H104ZM121 233V234H120ZM129 233V234H128ZM157 233H159L158 235H159V241L160 242H158V243H161L162 245L163 244H165V247L167 248V250L165 249V248H162L163 250H165V254L164 253H161L160 252V247H158V245L156 244V245H151L150 243H152L151 241H152V239H153V235L155 236L154 237V239H153V241H155L156 240V238H158V235H156ZM7 234V235H6ZM120 234V235H119ZM124 234V235H123ZM138 234V235H137ZM142 234V235H141ZM153 234V235H152ZM194 234H197V235H194ZM4 235H5V237H4ZM9 235V236H8ZM67 235V236H66ZM70 235V236H69ZM98 235V236H97ZM102 235H104L103 237H102ZM108 235V236H107ZM194 235V236H193ZM201 235V234H200ZM228 235V234H227ZM93 236V237H92ZM96 236V237H95ZM110 236V237H109ZM137 236H139V237H137ZM142 236V237H141ZM157 236V237H156ZM162 236V237H161ZM164 236V237H165ZM168 236H170V237H168ZM177 236V237H178ZM197 236V237H196ZM203 240H202V242H203V244H202V242L200 243V245L202 244V247H203V245H205V248L203 247V249H206V246H208L207 248H211V249H208V250H211V251H213V250H215V248H213V247H211V245L212 246H216V247H218L219 245H220V241H221V238L219 237V236H216V237H218L217 239L215 238V241H214V239H213V236H208V237H210V238H212V239H210V238H206L207 236H205V234H203ZM147 237V238H146ZM149 237V238H148ZM161 237V238H160ZM192 237V239L191 240H189L190 238ZM228 237L229 238H226L227 240L228 239H230V236L228 235ZM5 238V239H4ZM103 238V239H102ZM179 238V239H180ZM202 238V237H201ZM206 238V239H205ZM103 241H102V240ZM196 239V240H197ZM75 240V243H73V241ZM163 240H165V238L163 239ZM188 240V241H187ZM216 240H218V241H216ZM100 241V243H98ZM140 241V242H139ZM190 241H193V243L192 242H190ZM198 242H200L199 240H197ZM213 241V242H212ZM94 242H92V243H94ZM188 242H190L191 244H190V246L188 245ZM205 242V243H204ZM207 242V243H206ZM216 242H217V244H216ZM17 243V244H16ZM104 243H108V244H103ZM115 243V244H114ZM134 243V244H133ZM146 243V244H145ZM154 243H157V242H153V244ZM175 243V244H174ZM186 243V244H185ZM50 244V245H49ZM110 244V245H109ZM137 244V245H136ZM207 244V245H206ZM211 244V245H210ZM54 245V246H53ZM161 245V246H162ZM199 245V244H198ZM197 245V246H198ZM43 246H45V247H43ZM48 246H49V248H48ZM137 246V247H136ZM152 247V246H155V248L154 249H158V248H160V249H158L157 250V252L158 253H155V252H152V251H154L152 248L150 249V247ZM160 246V245H159ZM164 246V245H163ZM197 246L195 245V248H197ZM96 247V248H97ZM118 247H120V248H118ZM158 247V248H157ZM185 247V246H184ZM184 247H182V248H179V249H182L183 251H186L185 249H187V248H184ZM202 247L200 246H198V250H201L202 249ZM87 248V249H86ZM124 248V249H123ZM135 249V250H132V249ZM47 249H49V250H47ZM114 249V250H113ZM151 251H150V250ZM161 249V251L163 252V250ZM178 249V250H179ZM140 250V251H139ZM178 250H174V251H177L178 252ZM207 250V249H206ZM81 251V252H80ZM107 251V252H106ZM113 251V252H112ZM118 251V252H117ZM139 251V252H138ZM141 251H143V253L141 252ZM145 251H147V252H145ZM167 251V252H166ZM210 251V252H211ZM85 252V251H84ZM104 252H105V255H104ZM179 252H181L180 250H179ZM78 253H80V254H78ZM126 253V254H125ZM153 253H155L156 255H154ZM168 253V254H169ZM131 254H133V255H131ZM150 254H152L150 257H149V255ZM157 254H160V255H166V257H162V259H161V256L160 255H157ZM83 255V256H82ZM85 255H88V256H85ZM107 255V256H106ZM126 255V256H125ZM131 255V256H130ZM147 255V256H146ZM144 258L143 260H142V258ZM154 256H156L155 258H154ZM197 256L199 257V254H197ZM106 257V258H105ZM132 257V258H131ZM145 257H148L147 259H149L150 261L154 258V260L152 261V262H150L149 260H147ZM153 257V258H152ZM194 257H196V256H194ZM198 257H196V258H194V259H196V261L195 262H197V263H199V264H202L201 263V260H199V258ZM108 258V259H107ZM109 258H111V259H109ZM179 258V257H178ZM102 259H100V260H102ZM140 259V260H139ZM146 259V260H145ZM164 259V260H163ZM197 259L199 260V262L197 261ZM84 260V261H83ZM89 260V261H88ZM91 260V261H90ZM106 260V261H105ZM113 262H112V261ZM179 260H180V258H179ZM134 261H137V262H134ZM143 261V262H142ZM115 262V263H114ZM157 263V262H156ZM172 264H182V262L180 261H172L171 262ZM100 264V263H99ZM158 264H161V262H158ZM184 264V263H183ZM196 264V263H195Z\"/></svg>",
	"mask_w": 264,
	"mask_h": 264
}]
</instances>
